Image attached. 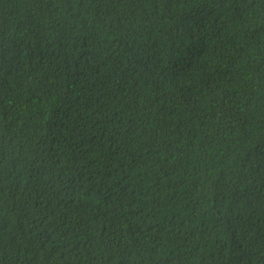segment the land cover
Returning a JSON list of instances; mask_svg holds the SVG:
<instances>
[{
  "label": "trees",
  "instance_id": "16d2710c",
  "mask_svg": "<svg viewBox=\"0 0 264 264\" xmlns=\"http://www.w3.org/2000/svg\"><path fill=\"white\" fill-rule=\"evenodd\" d=\"M0 264H264V0H0Z\"/></svg>",
  "mask_w": 264,
  "mask_h": 264
}]
</instances>
